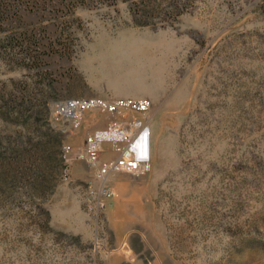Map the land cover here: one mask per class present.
I'll return each mask as SVG.
<instances>
[{"label": "rangeland", "instance_id": "rangeland-1", "mask_svg": "<svg viewBox=\"0 0 264 264\" xmlns=\"http://www.w3.org/2000/svg\"><path fill=\"white\" fill-rule=\"evenodd\" d=\"M91 99L150 104L119 112L149 169L112 176L97 220L93 169L62 178L120 116H64ZM0 264H264V0H0Z\"/></svg>", "mask_w": 264, "mask_h": 264}, {"label": "built area", "instance_id": "built-area-1", "mask_svg": "<svg viewBox=\"0 0 264 264\" xmlns=\"http://www.w3.org/2000/svg\"><path fill=\"white\" fill-rule=\"evenodd\" d=\"M102 108L111 114L121 111L144 113L150 108L147 101L125 100L115 104L99 100H70L62 112L66 118L78 122L81 112ZM111 120L105 129L96 130L86 135L84 146L80 151L65 148L62 153V178L67 180L70 167L76 163H85L93 169L92 176L86 183L84 209L88 215L98 219L110 204L112 192L109 181L117 174L138 176L149 169L150 129L145 119L132 115H121ZM107 144L113 146L115 158L101 160V153Z\"/></svg>", "mask_w": 264, "mask_h": 264}, {"label": "crops", "instance_id": "crops-1", "mask_svg": "<svg viewBox=\"0 0 264 264\" xmlns=\"http://www.w3.org/2000/svg\"><path fill=\"white\" fill-rule=\"evenodd\" d=\"M107 220H108V218H107ZM115 247L119 248V247H120V245H116ZM125 263H129V262H125Z\"/></svg>", "mask_w": 264, "mask_h": 264}, {"label": "bare ground", "instance_id": "bare-ground-1", "mask_svg": "<svg viewBox=\"0 0 264 264\" xmlns=\"http://www.w3.org/2000/svg\"><path fill=\"white\" fill-rule=\"evenodd\" d=\"M135 176V175H134Z\"/></svg>", "mask_w": 264, "mask_h": 264}]
</instances>
